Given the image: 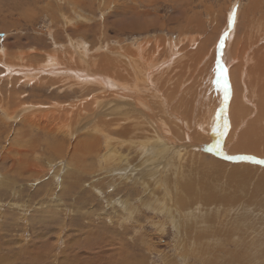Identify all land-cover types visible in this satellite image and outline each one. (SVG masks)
I'll list each match as a JSON object with an SVG mask.
<instances>
[{
    "label": "rangeland",
    "instance_id": "obj_1",
    "mask_svg": "<svg viewBox=\"0 0 264 264\" xmlns=\"http://www.w3.org/2000/svg\"><path fill=\"white\" fill-rule=\"evenodd\" d=\"M228 25L236 42H257L248 56L263 51L264 58V0H0V264H264V80L248 75L263 70L257 55L244 79L243 124L234 129L233 67L227 74L231 101L221 155L245 159L230 162L183 147L189 136L213 144L202 119L214 114L219 95L200 59ZM146 40L162 43L171 57L159 78L166 80L175 57H185L187 69L165 81L177 92L159 91L151 106L174 132L178 150L155 142L153 128H136L142 142L132 145L138 141L123 136L132 135L129 123L115 127L106 121L110 116L97 119L102 111L91 126L100 135L83 130L66 136L20 117L4 122L20 105L58 103L69 112L67 106L76 105L73 118L81 125V115L111 95L103 99L105 88L80 72L100 75L97 65L110 59L102 51ZM68 53L86 55L88 65H52L54 55ZM47 54L53 59L42 66ZM25 68L42 73L28 80ZM55 72L64 75H50ZM247 142L255 149H244Z\"/></svg>",
    "mask_w": 264,
    "mask_h": 264
},
{
    "label": "bare ground",
    "instance_id": "obj_2",
    "mask_svg": "<svg viewBox=\"0 0 264 264\" xmlns=\"http://www.w3.org/2000/svg\"><path fill=\"white\" fill-rule=\"evenodd\" d=\"M242 40L243 38H240V40L236 42V39H233V26L228 25L224 33L222 34L221 38L219 39V41L215 42L216 46H214L215 48L213 47L214 48L212 49L213 51L211 50L213 54L211 53V51H207L206 53L202 55L200 62L204 61V63L206 64L207 69L205 68L206 71H204V73L207 74L206 77L208 78V81L212 82V88L216 89L217 93L215 94L219 95L217 103L218 105L222 104V110L220 112L219 111L216 112L218 105L217 107L214 105L216 107L215 108L214 106H212L214 107V110H215L214 114H210V112L207 111V113L204 114V117L202 119L203 121L201 120L202 123L205 122L207 128L208 127L210 128L209 134L205 133L203 130L201 133L202 134L205 133L206 135H209L213 140V144L210 147H208L209 145L208 143L206 144L203 142L195 141L193 138H191L188 135L187 131H185L183 135L186 136V138L189 136V138H188V142L184 144L183 146V147H188V148H184V150H188L192 153L202 152L203 149L205 151L216 152V154L218 153L221 154V152H223L221 148L222 147L221 142L227 133V122H228L226 114H225V108H226L227 102L231 101L230 94L228 98V93H230V90H229L230 87L228 84L229 80L227 81L228 79L227 74H228L230 67H233V70H234V72L232 73V77L230 78V81L233 82V85L235 87L233 98H231L234 100V104L231 103L230 105V116L232 119L231 122H233L232 129H234L235 126L238 127L243 124L242 122L244 120V105L241 103V100L245 99L244 93L247 92L246 90H248V85H249L248 81L247 82L245 81L247 78V65L249 63H252L253 60H255L254 57L256 55L258 56L257 57L258 59L256 61H260L264 63V58L261 57V54L263 52L261 50H260L261 52H259L260 55L258 54V51H255L253 52L254 54L253 53L251 54V57L248 56V53L251 50V49L248 50L249 46L250 45L254 46V44H256L257 42L255 43L250 42V44L248 45L247 43H242L241 42ZM150 42L151 41L146 40L143 43L141 42L140 44L136 45L132 49L106 48L107 50L102 51L104 52L103 56L105 55V57H109L110 59L106 60V58L105 59L103 58V60L99 62V64L97 65L95 72H102L100 75H93V74L84 75L80 72L81 77L84 78L86 82L90 84L96 83L104 87L105 90L108 89V91L107 90L103 91L104 92V94H102L103 99H104V95L106 94L111 95V98L108 99L107 103L102 104V106H100L99 108H95V110L92 111V113L85 114V117H84V114L81 115V118L84 119L81 125L78 126L79 123L78 124L76 123L77 119L75 120V118H73L75 116L74 111L77 109L76 105L67 106L69 109H71V111L69 112V111H66L67 109L66 106H63V105L61 106L58 103H51L47 107L44 105H41V106L29 105V107H25L26 105H24L23 107L22 105H20L18 106L19 108H14L11 111L9 110L10 112H7V114H5L4 118L7 120H4L3 118L2 119L5 122V121H9L12 118L16 119V117L17 118L20 117V121L25 119L23 121H27L25 123H28V125L39 126V127H43L47 129L49 127L51 128V130L49 131L57 132L58 134H62L66 136L71 135V133H68L69 131L71 132L75 131L74 133H79L80 131L82 132L83 130H85L84 133L93 132L95 134H99V133L103 134L102 131H100L97 126L91 127L92 122L95 124L94 116L101 114V111H102L104 115L99 116V117L97 116L98 117L97 119L99 118L103 119L102 117L107 118L110 116L108 118L109 120L106 119V121H109V122L111 121L110 123L114 125L115 127H118L120 123L121 125H124L123 123H129L127 124L128 130L129 129L133 130L131 132L132 135L129 136L128 134L125 133V135L123 136L124 137L126 136L129 139H131V142H133L134 139L136 140L135 142L138 141L137 144H132V145L141 146V142H142L141 136L134 133V131H137L136 128H139V127L144 128L143 132H146L147 128H153L154 131L150 134V136L153 137V140L155 142H157L159 145H162V142L171 143L169 146L172 148H177L178 150V144H177L178 140L174 136L173 134L174 132L172 133L170 131L171 130L170 128L164 126V124L161 122L163 121L162 118H160L157 114L154 113V111H152L151 106L152 104H154V99H156L157 96L161 97L159 91H164V95H167L168 91H172L175 93L177 92L178 86H175L173 84L172 85L173 89L170 90L167 88L165 81L168 84L172 83L173 80L171 79V77L172 75H174L175 73L174 71L176 70L180 71L181 69H187V68H183V58L185 57L183 58L180 57L181 59L175 57V60H174L175 63H173L171 67L173 69L172 70H169L171 68L166 69L167 70L166 80L164 78H159L158 71H160V68L163 67L165 64L169 65V61L171 57L165 55L167 53V49L164 48L165 46L161 45L162 43L155 41V40L152 43ZM241 43L243 44L242 50L240 48ZM168 49H169V46H168ZM261 49L263 50L264 47L262 46ZM110 54L113 57L109 56ZM176 54H174L173 56H176ZM211 54H212V57L210 56ZM80 57H75L68 53L67 58L61 55H54V60L52 61L53 56H51L50 54H47L43 60L42 66L49 65L51 61H52L53 66H57L58 62L64 61V64L70 68H77L74 66H83L85 64L88 65L85 60L86 55L81 54ZM196 58H199V57L196 56ZM260 58L262 60H260ZM91 64L93 63L91 62ZM13 65L11 64V66ZM12 68H15V67H12ZM25 69L27 70L23 69L22 74L26 78H28V80H33V81L38 80L37 78L38 74L42 73V71L38 72V70H35L32 74L29 71V68H25ZM262 69H263L262 72H257V73H254V71L250 70L248 72V75H250V73L253 72V74H256L254 75V77L260 75L262 77L260 79L261 81H263L264 80V64H263ZM58 70L60 71L61 69L58 68ZM236 74H238L239 77H236ZM50 75H53V77L56 75L63 76L64 73L55 72ZM179 75H177V78L181 76ZM67 77H73V76H67ZM154 78H157L159 82L154 83ZM221 92L223 93V95ZM205 95L206 93L204 94V96ZM150 98L153 99V101L148 100ZM209 98L205 96V100L208 101ZM99 101H103V100H99ZM124 102H127V103H124ZM181 102H183V99L181 100ZM202 102H204V99ZM163 103L168 106V102L166 98H164ZM2 108L3 107L1 105L0 109ZM5 110L7 111V109ZM166 111H168V109H166ZM22 112H23V115H22ZM163 113H165V111H163ZM79 121L80 123L82 122L81 119ZM144 125H146L147 127H144ZM205 134H204V137H205ZM150 136H148V138ZM245 136H246V133H245ZM198 137L202 138L203 136L198 135ZM190 139H193L195 142H192ZM139 140H141V142ZM244 147H245L244 149H249V147L255 149V147L251 145V143H248V142L244 144ZM108 152L109 150H106V154ZM261 161L264 162L263 159Z\"/></svg>",
    "mask_w": 264,
    "mask_h": 264
},
{
    "label": "water",
    "instance_id": "obj_3",
    "mask_svg": "<svg viewBox=\"0 0 264 264\" xmlns=\"http://www.w3.org/2000/svg\"><path fill=\"white\" fill-rule=\"evenodd\" d=\"M205 152L211 153V154H213L214 156H216V157H218L220 159H223L225 161H230V162L237 161V159H240V160L245 159V157L239 158L240 156H232V157H230V156H226L225 154H223V155H221L220 153L216 154V152H210V151H205ZM251 160L255 161V159H251ZM251 160H246V161L252 162ZM255 162H257V163L259 162L260 163V161H258V160H256Z\"/></svg>",
    "mask_w": 264,
    "mask_h": 264
}]
</instances>
